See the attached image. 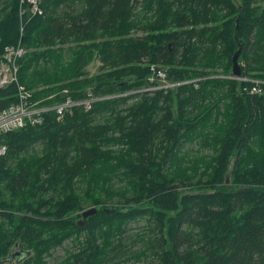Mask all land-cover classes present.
<instances>
[{
  "label": "trees",
  "instance_id": "trees-1",
  "mask_svg": "<svg viewBox=\"0 0 264 264\" xmlns=\"http://www.w3.org/2000/svg\"><path fill=\"white\" fill-rule=\"evenodd\" d=\"M39 6L20 15L4 0L0 61L8 45L26 51L0 108L17 83L39 105L110 97L0 136V264L15 249L11 264H48L68 240L51 264H264V92L218 76L241 44V75L264 78V0ZM142 218L144 247L126 255L128 223Z\"/></svg>",
  "mask_w": 264,
  "mask_h": 264
},
{
  "label": "built area",
  "instance_id": "built-area-1",
  "mask_svg": "<svg viewBox=\"0 0 264 264\" xmlns=\"http://www.w3.org/2000/svg\"><path fill=\"white\" fill-rule=\"evenodd\" d=\"M39 1L40 0H19V14L22 15L26 11H30L32 14H40L42 10L39 6ZM25 51V47L21 45L20 42L16 45L6 46L2 60L0 61V86L12 80H16V59L22 56ZM156 70L157 75L164 79V71L160 69ZM228 78L248 82L250 84L248 89L252 93L258 94L264 92V78L250 77L241 75V73L238 76L228 74ZM194 81L195 80H185L172 83L164 82L161 86L152 88H166ZM18 88L19 102L0 108V136L5 132L19 129L27 124L40 125L44 121L45 114L50 111H54L57 120H61L65 114L71 113L75 108L90 109L95 101L110 97L109 95H94L91 90H88L83 99H74L70 96H66L62 101L45 106L30 102V94L25 93L22 86H19ZM6 150L7 146L0 143V155H4Z\"/></svg>",
  "mask_w": 264,
  "mask_h": 264
},
{
  "label": "rangeland",
  "instance_id": "rangeland-1",
  "mask_svg": "<svg viewBox=\"0 0 264 264\" xmlns=\"http://www.w3.org/2000/svg\"><path fill=\"white\" fill-rule=\"evenodd\" d=\"M236 2H238L239 0H234ZM4 8V0H0V17L2 15V10ZM100 64V61L98 59H94L88 66H87V70L90 74L97 72L98 70V66ZM223 68H219V71H222ZM223 72V71H222ZM221 78V77H220ZM11 82V81H10ZM8 82V83H10ZM8 83H6L5 85H7ZM4 85V86H5ZM197 143V142H196ZM197 147L194 146V148ZM189 148V145L185 148L187 149ZM208 150H202V152H206ZM90 205L86 207L85 211L90 209ZM147 226V221L142 218V219H137L133 222L128 223V232L126 234V239L125 241L128 243L129 245V251L127 252L126 255L131 254V252H135L137 250H141L144 247V242H142V240L136 236L138 233H140L141 231L146 230ZM69 240L65 241L61 247H59L57 250H55L54 252L52 251L50 256L46 257V260L49 259L50 262H52L51 258L53 257L55 260H59L61 257H64L66 254V250H68V248L65 249V247L69 244ZM128 250V249H127ZM16 255L21 254L17 249H15ZM25 255H23L21 258H24ZM153 259L152 256L150 254H147L146 256H143L141 259L136 260L135 258L130 259L129 261L126 262H122L121 264H153ZM16 262V257H12L9 261H3L1 262V264H11V263H15ZM48 262V261H47ZM50 262H48V264H51Z\"/></svg>",
  "mask_w": 264,
  "mask_h": 264
},
{
  "label": "water",
  "instance_id": "water-1",
  "mask_svg": "<svg viewBox=\"0 0 264 264\" xmlns=\"http://www.w3.org/2000/svg\"><path fill=\"white\" fill-rule=\"evenodd\" d=\"M236 24H238V19L236 20ZM242 50V45L239 44V47L238 49L234 52L233 56H232V66H231V71H232V74L234 75H239L240 74V65L238 64V57H239V54ZM93 212H96V209H94V211H91V210H86L85 212H83V216L82 218L80 219V226H83V222H84V218L89 215V214H92ZM16 253L18 252H14V253H11L10 255H12V257H14L16 255Z\"/></svg>",
  "mask_w": 264,
  "mask_h": 264
},
{
  "label": "bare ground",
  "instance_id": "bare-ground-1",
  "mask_svg": "<svg viewBox=\"0 0 264 264\" xmlns=\"http://www.w3.org/2000/svg\"><path fill=\"white\" fill-rule=\"evenodd\" d=\"M16 72H17V71H16ZM15 75H16V74H15ZM219 77H226V78H228V75H219ZM15 81H16V80H15ZM4 85H5V84H4ZM4 85H2V86H4ZM161 85H162V84H161ZM161 85H159V86H161ZM2 86H0V87H2ZM19 86H21V85L17 83V97H18V99H17L16 102L11 103L10 105H12V104H16L17 102H19V93H18V92H19V88H18ZM159 86H158V87H159ZM22 87H23V86H22ZM23 89L25 90V91H24L25 93H27V94L29 93V94H30V96H29V101H30V102H33V101L31 100V93H30L28 90H26L24 87H23ZM91 91H92V90H91ZM93 94H94V95H97V94H95L94 92H93ZM82 99H83V98H82ZM33 103H37V105H39L38 102H33ZM8 106H9V105H8ZM45 106H47V105H45Z\"/></svg>",
  "mask_w": 264,
  "mask_h": 264
},
{
  "label": "flooded vegetation",
  "instance_id": "flooded-vegetation-1",
  "mask_svg": "<svg viewBox=\"0 0 264 264\" xmlns=\"http://www.w3.org/2000/svg\"><path fill=\"white\" fill-rule=\"evenodd\" d=\"M11 258H12V255H8L7 257L4 258L3 261H9ZM3 261H2V262H3Z\"/></svg>",
  "mask_w": 264,
  "mask_h": 264
}]
</instances>
